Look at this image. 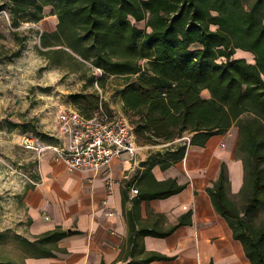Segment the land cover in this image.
<instances>
[{
    "label": "trees",
    "instance_id": "obj_1",
    "mask_svg": "<svg viewBox=\"0 0 264 264\" xmlns=\"http://www.w3.org/2000/svg\"><path fill=\"white\" fill-rule=\"evenodd\" d=\"M46 7L57 23L53 31L40 34L46 48L40 52L52 61L64 54L80 65L90 64L100 74H92L89 84L103 86L109 77L122 78L117 92L137 144L170 143L165 153H150L148 170L155 164L165 169L181 160L187 143L202 146L211 135L237 128L234 151L243 169L237 192L241 207L228 195L224 163L206 192L248 261L264 264V0L248 5L244 0L0 1V10L7 8L13 26L43 20ZM140 22L143 27L138 26ZM202 90L209 96L203 97ZM70 97L87 117L103 105L93 94ZM20 127L22 132L33 131L47 142H57L35 125L23 123ZM185 135H189L188 142L173 144ZM38 180L36 173L33 181ZM184 187L173 178L153 180L139 199L166 198ZM181 224L179 220L162 230L135 228L132 223V257L125 259L127 264L170 260L145 251L138 239L167 236ZM70 233L73 231L56 228L33 240H21L33 256H51L56 242Z\"/></svg>",
    "mask_w": 264,
    "mask_h": 264
},
{
    "label": "crops",
    "instance_id": "obj_2",
    "mask_svg": "<svg viewBox=\"0 0 264 264\" xmlns=\"http://www.w3.org/2000/svg\"><path fill=\"white\" fill-rule=\"evenodd\" d=\"M237 139V128L232 126L211 135L202 146L187 143L184 157L165 169L155 164L148 170L147 160L150 153L168 151L170 143L143 145L136 158L123 154L97 171L68 169L54 160L50 152L45 153L36 160L39 180L25 191L23 198L30 223L26 239L33 240L56 228L73 233L56 242L51 256L37 257L29 252L21 263L9 261L127 264L125 259L132 257V223L135 228L164 230L182 220L167 236L145 235L138 239L145 251L171 257L149 264H251L206 192L218 177L222 163L227 169L230 192L237 193L240 189L243 169L241 160L235 156ZM186 140L189 135L173 144ZM168 178L184 184V189L166 198L139 199L147 184L151 186L153 180ZM132 189H137V193Z\"/></svg>",
    "mask_w": 264,
    "mask_h": 264
},
{
    "label": "rangeland",
    "instance_id": "obj_3",
    "mask_svg": "<svg viewBox=\"0 0 264 264\" xmlns=\"http://www.w3.org/2000/svg\"><path fill=\"white\" fill-rule=\"evenodd\" d=\"M252 1L244 0L246 5ZM44 15L37 23L20 21L13 26L7 8L0 10V261L21 263L29 254V245L21 240L29 237L30 224L23 198L33 186L37 157L19 145L24 133L20 125H35L37 131L55 137L61 107L77 108L70 97L73 94H93L106 108L126 116L117 92L122 78L109 77L103 86L89 84L92 74H100L90 64L85 63L89 69L64 54L52 61L40 52L46 49L40 34L53 31L57 23L50 7ZM201 94L209 96L207 90ZM228 195L240 208L241 197L230 192V185Z\"/></svg>",
    "mask_w": 264,
    "mask_h": 264
},
{
    "label": "built area",
    "instance_id": "obj_4",
    "mask_svg": "<svg viewBox=\"0 0 264 264\" xmlns=\"http://www.w3.org/2000/svg\"><path fill=\"white\" fill-rule=\"evenodd\" d=\"M56 121L57 142H47L28 131L19 136V145L34 152L37 158L50 152L54 160L62 162L68 169L92 171L107 167L113 158L123 154L136 158L142 147L137 144L127 117L101 103L90 117L77 108L63 106ZM132 192L137 193V189Z\"/></svg>",
    "mask_w": 264,
    "mask_h": 264
},
{
    "label": "water",
    "instance_id": "obj_5",
    "mask_svg": "<svg viewBox=\"0 0 264 264\" xmlns=\"http://www.w3.org/2000/svg\"><path fill=\"white\" fill-rule=\"evenodd\" d=\"M143 164V162L142 163H139V166H141ZM122 264H126V263H122Z\"/></svg>",
    "mask_w": 264,
    "mask_h": 264
}]
</instances>
